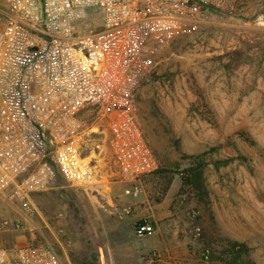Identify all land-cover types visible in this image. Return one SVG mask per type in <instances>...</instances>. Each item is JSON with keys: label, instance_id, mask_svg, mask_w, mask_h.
I'll list each match as a JSON object with an SVG mask.
<instances>
[{"label": "built area", "instance_id": "1", "mask_svg": "<svg viewBox=\"0 0 264 264\" xmlns=\"http://www.w3.org/2000/svg\"><path fill=\"white\" fill-rule=\"evenodd\" d=\"M236 8L237 0H0V196L13 189L31 216L32 196L58 172L71 187L95 189L108 177L104 150L109 177L131 183L154 172L134 116L152 68L147 43L206 10L230 17ZM5 231L23 233V223L3 220ZM133 232L140 240L154 230L143 221ZM0 264L64 263L50 246L27 242L0 245ZM198 264H211L208 248Z\"/></svg>", "mask_w": 264, "mask_h": 264}, {"label": "rangeland", "instance_id": "2", "mask_svg": "<svg viewBox=\"0 0 264 264\" xmlns=\"http://www.w3.org/2000/svg\"><path fill=\"white\" fill-rule=\"evenodd\" d=\"M147 57L152 68L140 83L134 116L158 172L131 183L109 177L114 169L104 150L106 182L95 189L71 187L58 172L51 189L32 196L31 216L20 213L11 189L0 196V222L17 219L24 232L0 233L2 247L34 242L53 248L64 264H121L125 249L140 242L133 230L143 222V197L154 202L164 191L159 169L178 174L188 167L184 155H199L209 196L216 188L258 202L259 225L234 264H264V0H237L234 16L209 9L167 27L158 42L147 43ZM175 178L174 186L181 182ZM190 190L182 205L174 199L183 212L192 210ZM120 209L127 213L117 214ZM211 243L204 239L201 247Z\"/></svg>", "mask_w": 264, "mask_h": 264}, {"label": "crops", "instance_id": "3", "mask_svg": "<svg viewBox=\"0 0 264 264\" xmlns=\"http://www.w3.org/2000/svg\"><path fill=\"white\" fill-rule=\"evenodd\" d=\"M176 179H173L160 202H151L143 197V221L153 227L154 233L140 239L132 249H125L126 259L121 264H198V251L204 239L213 240L218 247L225 240L241 242L250 247L251 237L256 232L255 224L259 225L254 213L258 202L253 197H242L249 203L243 205L247 202L224 191L218 193L219 190L215 188L209 196L210 213H206L194 198L188 202L192 210L183 212L174 204V195L181 185L178 179L174 186ZM117 214L123 215V210L120 209ZM195 214L197 219L192 221ZM196 229L200 230L203 238L195 237ZM213 243L211 245L214 247ZM211 264H215V261Z\"/></svg>", "mask_w": 264, "mask_h": 264}, {"label": "trees", "instance_id": "4", "mask_svg": "<svg viewBox=\"0 0 264 264\" xmlns=\"http://www.w3.org/2000/svg\"><path fill=\"white\" fill-rule=\"evenodd\" d=\"M186 159L189 160L188 167L184 170L180 171L178 174L174 173L173 170L169 169H159V173L165 174L166 178V186L164 188V191L162 195L155 199L156 202H160V200L163 198V196L166 194L167 190L169 189L174 177L176 175H179L181 179V185L176 193L175 200H177L175 203L177 204H183V201H185V195L187 194V188H190L192 191L191 199H197L198 202L201 204L203 210L206 213H210V201H209V194L208 190L203 186L201 182L200 177V170L204 166V161H202V157L197 156H188L184 155ZM158 172V169H157ZM189 198V195H188ZM197 219V214L195 216H192V221H195ZM201 233L198 238L201 237ZM207 242V241H206ZM208 244V242H207ZM211 245L208 247L210 251V259L212 261H221L224 264H234L236 261H238L243 254L247 253V247L244 243L237 242V241H224L222 244H220V247L214 248ZM202 248V247H201Z\"/></svg>", "mask_w": 264, "mask_h": 264}]
</instances>
